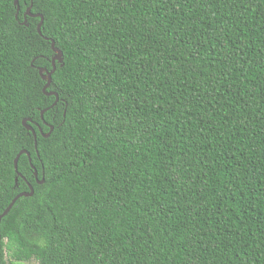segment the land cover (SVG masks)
Returning <instances> with one entry per match:
<instances>
[{
    "label": "trees",
    "instance_id": "16d2710c",
    "mask_svg": "<svg viewBox=\"0 0 264 264\" xmlns=\"http://www.w3.org/2000/svg\"><path fill=\"white\" fill-rule=\"evenodd\" d=\"M14 2L0 264H264V0Z\"/></svg>",
    "mask_w": 264,
    "mask_h": 264
},
{
    "label": "water",
    "instance_id": "95a60500",
    "mask_svg": "<svg viewBox=\"0 0 264 264\" xmlns=\"http://www.w3.org/2000/svg\"><path fill=\"white\" fill-rule=\"evenodd\" d=\"M14 4H15L16 6L18 5L17 0H15ZM18 10H19V9H18V7H17V12H18ZM29 11H30V8H28V9L26 10L24 17H26V16H30V17H39V18H40V22H39V24L37 25L36 30H37V33H38L39 35H41V26H42V23H43V17H42L41 15H34V16H32V15L29 13ZM23 24L25 25V22H24ZM44 39L47 40L46 38H44ZM47 41H48V40H47ZM50 45H51V50H52V52H53V54H54V56H53V58H52V62H51V64H52V69H51V71H47L46 69H39L38 72H39V75H40L41 79L45 82V85H44V87H43V89H42V92H43L46 96H54V97H55V102H54V104L51 106V107H53V106L56 104L57 100H58V96H57V94L54 93V92H46V91H47V89L50 87V84H51V76H52V74H53L54 71H55V63H59V64L62 65L63 58H62V52L55 48V46H54V42H53V41H50ZM43 113H44V111L41 112V117H42ZM27 121H30V120H23L22 125L24 126V128H25L28 132H30V133L32 134L33 139H34V149H35V152H36V148H37L36 134H35L34 130H33L30 126H27V125H26V122H27ZM52 130H53V128L50 126V131H49L47 134L42 135V137H43V138H48L49 135H50V133L52 132ZM39 132L41 133V130H39ZM21 155H26V156L28 157V159H29V162H30V158H29V153H28V152H26V151H21V152H19V153L17 154V156L15 157V159H14V171H15L16 173H17V164H18V160H19V158H20ZM36 155H37V152H36ZM34 175H35V178H36V181H37V172H35ZM17 176H18V177H21L18 173H17ZM16 182H17V180H16ZM43 182H44V179L42 178V180H41L40 182L38 181L37 183L40 185V184H42ZM32 195H33V189L29 186V193H21V194L17 195V196L15 197V199L11 202V204L8 206V208L4 211V213L0 216V220H1V218H2L3 216H5V215L9 212L10 208L13 206V204L15 203V201H16L17 199H19V198H21V197H31Z\"/></svg>",
    "mask_w": 264,
    "mask_h": 264
},
{
    "label": "rangeland",
    "instance_id": "374dc122",
    "mask_svg": "<svg viewBox=\"0 0 264 264\" xmlns=\"http://www.w3.org/2000/svg\"><path fill=\"white\" fill-rule=\"evenodd\" d=\"M28 264H36V263L31 261V262H30V263H28Z\"/></svg>",
    "mask_w": 264,
    "mask_h": 264
},
{
    "label": "flooded vegetation",
    "instance_id": "af4514ba",
    "mask_svg": "<svg viewBox=\"0 0 264 264\" xmlns=\"http://www.w3.org/2000/svg\"><path fill=\"white\" fill-rule=\"evenodd\" d=\"M53 58V57H52ZM51 62H52V59H51Z\"/></svg>",
    "mask_w": 264,
    "mask_h": 264
}]
</instances>
